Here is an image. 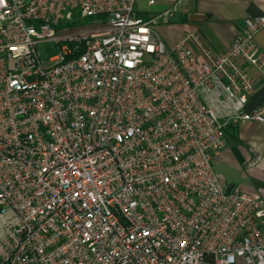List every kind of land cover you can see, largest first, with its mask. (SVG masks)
<instances>
[{
	"label": "built area",
	"instance_id": "1",
	"mask_svg": "<svg viewBox=\"0 0 264 264\" xmlns=\"http://www.w3.org/2000/svg\"><path fill=\"white\" fill-rule=\"evenodd\" d=\"M137 1L0 0V264H264V197L212 167L264 123V16L168 49L179 2Z\"/></svg>",
	"mask_w": 264,
	"mask_h": 264
},
{
	"label": "crops",
	"instance_id": "2",
	"mask_svg": "<svg viewBox=\"0 0 264 264\" xmlns=\"http://www.w3.org/2000/svg\"><path fill=\"white\" fill-rule=\"evenodd\" d=\"M177 2L180 9L166 23L155 24L157 29L153 26L168 49L181 42L186 34L196 32L211 49L227 50L244 18L264 16V0H155L149 17ZM255 41L264 51V30L256 34ZM249 72L255 85L246 108L252 110L264 103V79L254 68ZM212 167L221 182L238 185L254 197H264V123L245 121L227 128L225 145L213 157Z\"/></svg>",
	"mask_w": 264,
	"mask_h": 264
},
{
	"label": "rangeland",
	"instance_id": "3",
	"mask_svg": "<svg viewBox=\"0 0 264 264\" xmlns=\"http://www.w3.org/2000/svg\"><path fill=\"white\" fill-rule=\"evenodd\" d=\"M137 4L139 5V10L140 11H146L147 10V6H146V0H138L137 1ZM89 21H90V18H85V19H82V20H77L73 25H78V24H89ZM156 29L158 27L157 26H154ZM154 29V28H153ZM47 54L45 53L44 50L41 51V57H45ZM214 170V169H213ZM215 170L218 172L220 171V169L218 167L215 168ZM215 172V171H214Z\"/></svg>",
	"mask_w": 264,
	"mask_h": 264
}]
</instances>
